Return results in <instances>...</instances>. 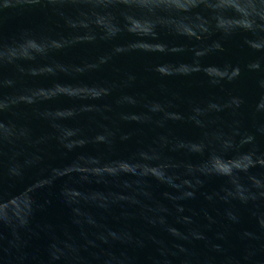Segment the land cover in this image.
<instances>
[{
    "label": "water",
    "instance_id": "water-1",
    "mask_svg": "<svg viewBox=\"0 0 264 264\" xmlns=\"http://www.w3.org/2000/svg\"><path fill=\"white\" fill-rule=\"evenodd\" d=\"M176 120L264 251V0H78Z\"/></svg>",
    "mask_w": 264,
    "mask_h": 264
}]
</instances>
